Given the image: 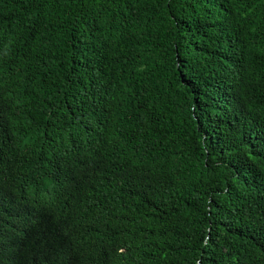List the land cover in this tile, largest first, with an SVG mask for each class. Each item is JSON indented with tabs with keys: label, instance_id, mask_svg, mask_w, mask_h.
<instances>
[{
	"label": "trees",
	"instance_id": "trees-1",
	"mask_svg": "<svg viewBox=\"0 0 264 264\" xmlns=\"http://www.w3.org/2000/svg\"><path fill=\"white\" fill-rule=\"evenodd\" d=\"M0 264H264V0H0Z\"/></svg>",
	"mask_w": 264,
	"mask_h": 264
}]
</instances>
